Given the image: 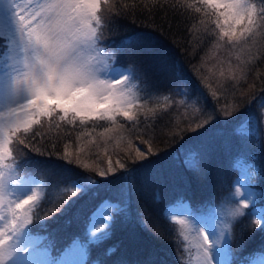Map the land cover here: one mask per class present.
I'll return each mask as SVG.
<instances>
[{"label": "trees", "instance_id": "obj_1", "mask_svg": "<svg viewBox=\"0 0 264 264\" xmlns=\"http://www.w3.org/2000/svg\"><path fill=\"white\" fill-rule=\"evenodd\" d=\"M184 2L201 7V12L173 10L174 4ZM124 3L129 7L122 8ZM133 3L135 7L130 6ZM101 10L113 21L104 29V44L115 53L116 64L131 67L142 77L138 81L144 94L134 110L137 119L120 118L116 125L98 122L127 140L128 145L117 149H103V127L92 131L89 123L80 135L78 123L73 127L63 122L59 130L45 126V138L32 142L43 155L23 145L17 154L14 148L19 162H27L21 170L50 185L45 192L51 203L41 201L36 211L43 219L36 221L34 216L29 228L43 248H50L47 258L56 261L81 243L85 264H188L170 208L183 202L199 210L225 199L240 178V154L255 165V190L260 199L256 205L264 207V130L259 144L233 134L246 110L255 106L258 92L264 91V36L255 58L246 50L249 43L232 47L225 38L217 44L211 34L216 17L204 15L211 10L200 0H116L111 12L104 5ZM126 38L133 45L118 51L116 45ZM230 68L235 80L229 75ZM213 92L220 97L215 100ZM204 120L209 122L197 128ZM92 137L98 141L93 146L96 149L86 148ZM80 143L86 148L83 152ZM205 145L201 169L187 168L185 158ZM66 148L69 159H64ZM137 149L145 153V159L131 154ZM77 157L89 165L87 170L76 162ZM109 160L113 172L99 176V171L107 172ZM126 173L132 174L130 182L123 179ZM81 175L92 177L99 187L73 197L65 185ZM121 186L127 195L118 199ZM106 200L120 203L122 211L113 213L107 238L92 241L87 232L93 213ZM250 212L252 208L233 228V264H247L264 254V231L255 226Z\"/></svg>", "mask_w": 264, "mask_h": 264}, {"label": "snow or ice", "instance_id": "obj_2", "mask_svg": "<svg viewBox=\"0 0 264 264\" xmlns=\"http://www.w3.org/2000/svg\"><path fill=\"white\" fill-rule=\"evenodd\" d=\"M115 4L116 0H0V264H58L55 259L47 258V250L36 245L29 228L34 223V216L36 221L43 219L36 211L41 207V201L51 203L49 193L45 192L46 188L50 191V185L35 177L19 175L27 162H19L14 156V148L17 154L22 153L19 146L23 145L43 155L32 142L38 137L45 138L42 133L45 126L49 130H59L61 122L73 127L78 123L80 135L89 123L92 131L98 126L103 127L100 136L106 143L111 137L105 134L113 128L98 122L116 125L117 117L128 121L137 119L133 109L141 96L136 81L142 77L131 67L117 65L115 53L104 44V29L113 21L104 16L102 5L111 12ZM200 4L211 10L204 15L216 17L211 34L215 35L217 44L226 38L230 46L243 47L264 31V0H200ZM130 6L135 7V3ZM121 7L129 5L124 3ZM181 9L201 12V7L192 3L173 5L174 11ZM133 43L132 39L126 38L116 45V49L123 51ZM229 75L236 79L231 68ZM212 95L215 96V92ZM208 122L202 121L197 128ZM34 126H38L35 131ZM233 134L244 138L258 135V131L242 124ZM69 155L66 148L64 159H69ZM136 156L146 158L139 149ZM205 156L206 145L199 152H190L184 164L190 170L199 171ZM76 162L85 170L89 168L79 157ZM120 167L124 165L120 164ZM255 171L252 165L242 169L241 178L235 184L244 190L235 189L234 196L239 197L237 206L230 209L219 232H205L194 219L178 221L193 237L197 264H230L231 221L245 215L243 209L248 208L249 202L253 204L249 215L257 217L255 226L264 222V210L255 209V193L251 190ZM112 172L109 160L107 172L99 171L98 175L104 177ZM131 176L126 173L123 179L130 182ZM98 187V182L87 175L65 185L73 197L78 193L87 195ZM126 195L125 186H121L118 199ZM121 211L120 203L104 201L93 213V219L98 218L99 225L93 224L89 235L96 242L106 239L109 233L105 228L113 223L110 218ZM183 240L188 241V236L183 235ZM77 247L83 256V246ZM188 251L185 244L186 256ZM247 264L254 262L249 260Z\"/></svg>", "mask_w": 264, "mask_h": 264}, {"label": "rangeland", "instance_id": "obj_3", "mask_svg": "<svg viewBox=\"0 0 264 264\" xmlns=\"http://www.w3.org/2000/svg\"><path fill=\"white\" fill-rule=\"evenodd\" d=\"M221 22L223 20V18H220ZM226 27V26H225ZM264 36V31H262L259 35H257L255 37L254 40L249 41V44L247 45V52H250V56L251 58H255V57H259L258 55L255 54V52L257 51V48L260 44L261 38ZM253 56V57H252ZM252 63V62H251ZM254 63V61H253ZM136 84L138 85V90L140 96H143V91L141 90L140 87V83L139 81H136ZM262 92V93H261ZM259 96L257 97V101L255 106H253L252 104L255 102H251L249 106H253L249 107L244 116L242 117V122L240 125L242 124H247L249 129H252L253 127L257 128L258 131V135L255 136H249L247 137L251 142H256V143H260L261 138H262V132L264 130V91H259L258 92ZM220 96L218 94L215 95L214 99L216 100V98L218 99ZM141 99L138 100L137 105L141 104ZM137 109L136 107L133 109V111ZM120 118L123 117H117V120H119ZM124 120H126L124 118ZM128 121V120H127ZM121 133H118L114 128L113 131L110 133H107L106 137H111L110 139H107V142L105 143V140H103V144L104 147L103 149L106 150L107 148H111L114 149L117 147H120L122 144L123 145H128L127 140H125L122 136H120ZM114 137V138H113ZM116 138V140H115ZM123 138V139H122ZM119 142V143H118ZM98 141L95 137H92V140L88 143L86 148H94V145H97ZM131 144V143H129ZM79 148H83L86 149L85 146L81 145V143L79 144ZM249 148L246 147V150ZM96 149V148H94ZM115 149V150H116ZM125 151V150H124ZM131 150H129L130 152ZM136 153L135 151H133L131 154ZM247 165H252L255 168V165L253 163L252 160H250L249 158H246V156H244V154H240V157L238 159V166L242 169L247 166ZM256 170V168H255ZM256 173V171H255ZM254 173V175H255ZM19 175L21 177H27V176H31L34 177L33 175L27 173L24 175V173H22V171H19ZM254 175L252 177L251 180V190L255 193L254 196V201H255V209L256 210H264L263 206H258L256 205L257 202H259V198L258 195L256 194V190H255V185L257 182L256 177L254 178ZM241 178V175H240ZM239 178V179H240ZM236 188H240L241 191H243L244 189L240 186V185H236ZM235 189L222 201L214 204V205H209V206H205L199 210L194 209L191 205H189L188 203H178L176 205H173L170 208V215L172 217V219L174 221H176L177 225H178V235H179V241L183 243V245L185 246V244L188 245V262L190 261V264H197L196 261V248H195V242L193 240V237L189 234V230L186 227H182L178 224L179 220H195L200 227H202L204 229L205 232H219L224 225V222L227 220L228 218V212L230 211V209L234 208L237 206L236 201L239 199L238 196H234L235 193ZM252 208L253 211V204L251 202H249V206L246 209H243L245 215L248 212V210ZM96 212V211H95ZM175 214V215H172ZM244 215V216H245ZM113 216L110 218L112 220ZM243 218L242 217H237L236 219L231 221V229H230V234L232 236V232H233V228L234 225ZM257 219L256 216H254V221ZM93 224L99 225V219H93L90 222L89 228H88V236L92 241H95L94 238L92 236L89 235V232L93 230L92 226ZM111 224L107 225L105 230L108 231V228ZM261 228H264V222H262V224L259 226ZM183 233V235H187L188 236V241H184L183 240V235H180V233ZM210 239H214V236H210ZM35 242V240H33ZM36 243V242H35ZM37 244V243H36ZM77 245H82L81 243H76L75 245L72 246V248L70 250H68L67 252L64 253V255L61 258V264H85L86 261V254H84L83 256L80 255L79 253V249L77 247ZM83 246V245H82ZM84 248V246H83ZM43 250H47L48 251V255L50 254V248H45ZM231 258L232 255L230 253L228 260L230 261L231 264ZM264 261L262 259L258 260L256 264H261V262ZM59 264V261H57Z\"/></svg>", "mask_w": 264, "mask_h": 264}]
</instances>
